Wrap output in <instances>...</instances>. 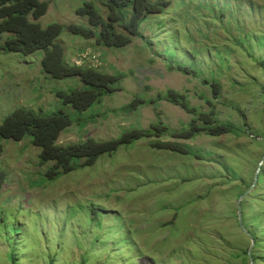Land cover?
Returning <instances> with one entry per match:
<instances>
[{"label": "rangeland", "instance_id": "374dc122", "mask_svg": "<svg viewBox=\"0 0 264 264\" xmlns=\"http://www.w3.org/2000/svg\"><path fill=\"white\" fill-rule=\"evenodd\" d=\"M41 27H87L75 11L102 0H43ZM148 16L126 47L108 49L63 31L57 42L68 65L121 73L120 91L79 115L58 138L67 146L117 139L160 121L161 138L143 139L101 156L91 167L48 180L30 138L0 139V264H264V0H168ZM8 35H0L3 45ZM42 52H0V123L15 109L49 114L61 109L57 91L81 86L54 80L40 66ZM192 73H182L177 66ZM217 84L215 97L211 83ZM169 90L197 112L214 109L230 134L171 138L192 116L161 98ZM135 98L154 100L133 111ZM164 142L199 156L155 150ZM262 161V164L260 165ZM259 168V170H258ZM258 170L254 182L255 173Z\"/></svg>", "mask_w": 264, "mask_h": 264}, {"label": "trees", "instance_id": "16d2710c", "mask_svg": "<svg viewBox=\"0 0 264 264\" xmlns=\"http://www.w3.org/2000/svg\"><path fill=\"white\" fill-rule=\"evenodd\" d=\"M106 11L103 18L92 2H86L75 11V15L85 18L87 27L61 25L52 23L41 27L38 20L43 17L48 4L43 0H0V35H8L0 52L20 54L24 57L42 52L40 66L42 73L54 80L78 79L81 84L67 92L57 91L61 109L49 114H36L25 109H15L0 123V139L21 141L30 138L32 146L39 149L38 159L41 164L52 163L46 172L48 180L59 175H67L80 168H87L103 155H110L122 146L151 138H161L168 130L160 121L152 123L148 129H132L122 133L117 139L97 142L92 139L83 143L61 146L57 144L61 133L72 125L70 115L64 110L69 108L81 115L92 106L101 103L104 97L120 91L119 82L125 78L121 73L107 74L93 68L68 65L64 60L63 47L57 42L59 35L68 34L84 40H93L97 46L108 49H121L128 46L139 36L141 23L151 15H162L170 6L168 0H102ZM178 71L188 74L193 70L183 65L176 67ZM218 96L217 84L210 85ZM184 98L169 90L157 100L179 106L193 118L186 129L174 132L171 138L188 140L204 133L211 137L230 134L234 128L215 120L214 109L207 113H199L188 106ZM155 103L142 98H135L123 107L124 111H133L142 104ZM155 150L168 151L180 155L200 158L187 149L164 142L152 145ZM6 177L0 171V193Z\"/></svg>", "mask_w": 264, "mask_h": 264}, {"label": "water", "instance_id": "95a60500", "mask_svg": "<svg viewBox=\"0 0 264 264\" xmlns=\"http://www.w3.org/2000/svg\"><path fill=\"white\" fill-rule=\"evenodd\" d=\"M262 164V161L260 163V165ZM259 170V168H258ZM258 170L256 171L255 173V177H254V182L253 184H255V180L257 178V173H258ZM251 188H249L247 191H245L238 199V204H237V220H238V224H239V227L241 228V230L247 235V237L250 239L251 241V245L249 247V250L247 251V257L250 261V264H253V259L251 257V250L254 246V239H253V236L245 229V227L243 226L242 222H241V210H240V201L249 193Z\"/></svg>", "mask_w": 264, "mask_h": 264}, {"label": "built area", "instance_id": "2783aa9c", "mask_svg": "<svg viewBox=\"0 0 264 264\" xmlns=\"http://www.w3.org/2000/svg\"><path fill=\"white\" fill-rule=\"evenodd\" d=\"M77 66H79V65H77Z\"/></svg>", "mask_w": 264, "mask_h": 264}]
</instances>
